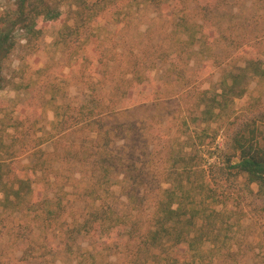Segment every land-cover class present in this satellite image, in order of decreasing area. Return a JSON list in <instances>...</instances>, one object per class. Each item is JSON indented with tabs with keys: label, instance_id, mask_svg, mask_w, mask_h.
<instances>
[{
	"label": "rangeland",
	"instance_id": "374dc122",
	"mask_svg": "<svg viewBox=\"0 0 264 264\" xmlns=\"http://www.w3.org/2000/svg\"><path fill=\"white\" fill-rule=\"evenodd\" d=\"M48 1L60 18L17 31L3 63L0 264H171L150 245L158 203L203 180L198 264H264V200L219 173L237 138L264 146V79L203 114L264 57V0Z\"/></svg>",
	"mask_w": 264,
	"mask_h": 264
},
{
	"label": "trees",
	"instance_id": "16d2710c",
	"mask_svg": "<svg viewBox=\"0 0 264 264\" xmlns=\"http://www.w3.org/2000/svg\"><path fill=\"white\" fill-rule=\"evenodd\" d=\"M142 1L168 7L167 0ZM109 2L110 0H106V5ZM60 15L58 9L48 0H20L15 10L0 14V90L3 84V63L15 47L16 32L23 31L29 36L37 37L41 31L37 30L40 20L47 24L58 20ZM250 75L264 79V57L254 56L248 59L238 74L229 76V80L225 81V86L220 94L206 100L203 114L207 120L216 116L217 107L227 106L228 102L240 99L245 95ZM235 142L238 152L237 161L233 162V158L228 159L225 167L219 169V173L225 179H228V176L245 177L249 184L257 186V193L264 200V146L259 143L254 144L250 138L245 136L237 138ZM217 175L219 174L217 173ZM20 183L22 185L20 189H11V193L16 199L21 197V190L26 186L23 179L20 180ZM209 185L203 180V184L199 188L203 191L200 195L193 188H189L188 195L191 198L189 204L182 202V197L178 194V192L185 193L187 186H182L179 191L172 188L163 191V198L168 200L162 201L161 199L158 203L156 216H159V219L155 222L154 230L149 231V235L150 245L158 250L159 255L163 254L167 257L165 261L168 263L190 264L192 262L191 264H198L199 259H203L204 241L200 232H202L201 220L205 210H203L202 197H204L205 191H213ZM27 188L30 189L28 184ZM11 193H6L8 201H10ZM210 197L214 200V193ZM160 205L162 206L161 210ZM187 213L190 214L189 218H187ZM182 223H186L189 227L187 231L180 232L178 230V225Z\"/></svg>",
	"mask_w": 264,
	"mask_h": 264
}]
</instances>
